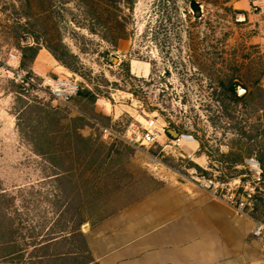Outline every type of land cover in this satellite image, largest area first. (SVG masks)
<instances>
[{"label": "rangeland", "instance_id": "rangeland-1", "mask_svg": "<svg viewBox=\"0 0 264 264\" xmlns=\"http://www.w3.org/2000/svg\"><path fill=\"white\" fill-rule=\"evenodd\" d=\"M250 5L0 0V264H136L131 227L158 235L208 203L220 263L262 262L264 33ZM202 166L241 180L249 215L192 181Z\"/></svg>", "mask_w": 264, "mask_h": 264}, {"label": "crops", "instance_id": "crops-1", "mask_svg": "<svg viewBox=\"0 0 264 264\" xmlns=\"http://www.w3.org/2000/svg\"><path fill=\"white\" fill-rule=\"evenodd\" d=\"M155 203L152 200L150 205ZM214 206V204L208 203L203 215L197 214L186 225H172L168 229L160 231L158 235L153 234L152 231L143 235V230L136 228L137 224H135L131 227V239L133 240L131 252L132 255H139L135 260L136 264H222L219 261V252L224 242L218 243L219 240H215L214 227L219 228L224 224L223 220H219L218 215L220 214L214 213ZM163 208L167 211L174 206L170 207L169 202L165 200ZM231 222V226L228 223L227 227H224L227 228L225 230L227 238L232 236L236 224L233 219ZM141 224L139 221L138 227ZM200 234L204 237L203 240H194L192 243L187 241L190 237L196 239ZM162 244L165 245L163 246L164 251L154 253L156 246ZM160 253L164 255L163 258ZM158 256L159 258H156Z\"/></svg>", "mask_w": 264, "mask_h": 264}, {"label": "built area", "instance_id": "built-area-1", "mask_svg": "<svg viewBox=\"0 0 264 264\" xmlns=\"http://www.w3.org/2000/svg\"><path fill=\"white\" fill-rule=\"evenodd\" d=\"M248 1L251 4V9H253V11H257L256 13L260 17V30L264 33V0ZM21 75L22 74H20V77ZM64 86H66L64 83L57 81L53 87L55 93L60 92V87ZM60 94H62V91ZM138 135L139 134L133 130V132H130L126 138L128 140L141 139V144L143 145H151L155 143L156 139L154 137V133L150 131L146 132L143 136L138 137ZM187 137L192 138L191 136ZM243 167L248 170L254 180L260 181L262 170L258 161L253 158L246 159ZM189 175L198 187L210 193L216 200L218 199V201L224 202L235 214L245 216L249 215L252 211V203H248L247 200V198L249 199L252 195L247 193V188L241 191L243 185H241L240 179L219 177L216 170L211 168L207 169L203 166L201 171L194 169L189 172ZM250 236L259 246L262 256V262L260 264H264V217L253 224Z\"/></svg>", "mask_w": 264, "mask_h": 264}, {"label": "bare ground", "instance_id": "bare-ground-1", "mask_svg": "<svg viewBox=\"0 0 264 264\" xmlns=\"http://www.w3.org/2000/svg\"><path fill=\"white\" fill-rule=\"evenodd\" d=\"M181 142H182L184 145H186V146H188V147H190V148H193V147H191V146H193V144H195V141H194L192 138H189V137H187V136L182 137V138H181ZM194 146H195V145H194Z\"/></svg>", "mask_w": 264, "mask_h": 264}, {"label": "trees", "instance_id": "trees-1", "mask_svg": "<svg viewBox=\"0 0 264 264\" xmlns=\"http://www.w3.org/2000/svg\"><path fill=\"white\" fill-rule=\"evenodd\" d=\"M195 6V4H193ZM196 7V6H195Z\"/></svg>", "mask_w": 264, "mask_h": 264}]
</instances>
